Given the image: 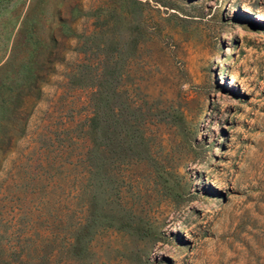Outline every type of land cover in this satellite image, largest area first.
<instances>
[{"label": "rangeland", "instance_id": "rangeland-1", "mask_svg": "<svg viewBox=\"0 0 264 264\" xmlns=\"http://www.w3.org/2000/svg\"><path fill=\"white\" fill-rule=\"evenodd\" d=\"M140 3L0 0V264H264V0Z\"/></svg>", "mask_w": 264, "mask_h": 264}, {"label": "trees", "instance_id": "trees-1", "mask_svg": "<svg viewBox=\"0 0 264 264\" xmlns=\"http://www.w3.org/2000/svg\"><path fill=\"white\" fill-rule=\"evenodd\" d=\"M120 1V4H118ZM118 4V7H115V10L117 8V14L116 13H110L109 18L112 19L114 18V22L116 19L120 20L122 18H128L132 12V9L135 7L139 6L140 0H116V5ZM113 27V24H110L108 21L106 22H99L97 24V28L100 31L101 34L108 33V31ZM112 39L110 40V42ZM132 44L137 43V39L135 36L132 37ZM108 47V46H107ZM105 48V55H104V61H102L101 64H97V75L94 78V86L96 88V92L98 93V103L100 104L101 102L106 104V102H109L117 95L118 92V87H117V80L116 79V74H115V69H114V64L111 63L110 59V53L109 50ZM101 61V59H100ZM125 101V100H123ZM122 101V102H123ZM126 107L125 109L127 110L126 115L128 117H124L123 121L125 122V127H126V140L129 142H136L137 138L143 139L145 138L144 132L141 129L145 123H142V126L140 128V125H138V116L137 113L140 112V108H138V105L136 106L135 99L131 96L128 95L126 97ZM111 107H109L110 109ZM115 110V107L111 111V117L113 114V111ZM131 114V116H130ZM112 120V118H111ZM89 126H90V134H91V146L87 149V155L83 161V164L86 167V173L89 175L93 173V161H94V153H95V137H94V129L96 127L95 122H96V116L94 114L93 117L90 118L89 120ZM109 123L111 121L109 120ZM13 249V247H10ZM0 254L5 255L8 260L10 261L11 258L14 256V252H8L7 247L2 245L0 243ZM4 262H6V259H3ZM25 259L18 257V262H23Z\"/></svg>", "mask_w": 264, "mask_h": 264}]
</instances>
